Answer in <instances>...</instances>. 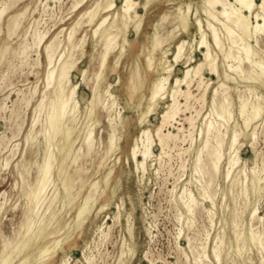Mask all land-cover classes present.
I'll return each instance as SVG.
<instances>
[{
  "label": "bare ground",
  "instance_id": "1",
  "mask_svg": "<svg viewBox=\"0 0 264 264\" xmlns=\"http://www.w3.org/2000/svg\"><path fill=\"white\" fill-rule=\"evenodd\" d=\"M18 1L19 0H9L3 4L0 3V29H3V19L8 17L6 28L9 36L17 32L22 22V17L25 16L26 13V11H23L11 14L13 11L10 10L16 5V2ZM117 1L118 0H95L92 7L87 9L82 14L81 18H79V20L71 27L66 41L61 40L59 37V35L64 31V28L50 40V35L47 36L49 31L40 34V32H37V30H39L37 28V30L35 29L37 33L33 32L35 33L34 45H36L38 48V63H40V55L42 53L43 46L46 57V89L43 93L42 99L35 108V113L41 112L45 107L46 119L40 130L41 134L44 136V142H37L38 138L32 134L34 130L32 129V132L27 136V143L32 145L36 142L39 143L40 151L37 152V155L41 154L42 159L39 157L35 158V160L27 159L25 155L22 160L18 161V167H26L28 165L31 167L32 164H36L37 174L34 182L28 181V185L23 186L21 189V195H23L27 200L26 206L24 207V218L22 219L20 225L21 230L19 231L18 239L14 240L13 242L10 239L5 240L3 250L0 253V264H70V261L73 257L77 258V260H81L82 258L87 264H94L95 255L90 253L92 250V243L94 246H98L101 244L100 242L106 240V238H108L110 235L111 226L107 225V221L101 225H96L97 228L95 230V234L97 235L98 239L93 237L92 241H86L82 250H77L75 246L77 241L76 234L78 232H80L81 235L83 234L85 231V225L92 219L93 212H95V218L97 219L100 213L112 210L115 203L114 198L116 196L117 190L121 187L122 181L121 175H116V165L117 163H121L123 154L126 155L127 164L130 163V159L134 161L135 170L137 173L142 172L141 179H143L146 174L145 172L149 169L148 162L158 159V161H160L163 154L166 155V149L170 148L171 141L175 146H177L178 140L185 141L186 136H189L188 138H190V143L192 146V143L195 139V131H198L202 137H204V139L197 149V156L194 160V170L200 174L201 172L204 175H206V173L209 174V176H207L209 177V180L207 178V181L211 182L213 178L216 179V177H214L216 176L215 174L221 171V161L224 157V153L222 152L224 144L228 142V157L226 162L228 167L225 173V177L228 178L230 177L231 169L242 161L241 147L247 142H252L255 132L257 131V126H253V122L259 119L264 108V93H257V87L264 89V49L259 47L260 37L264 34V0H180L176 7V26L168 33L167 36L163 35L160 29L163 22L169 18L170 13L163 14L161 18L155 22L153 31L147 34L148 42L141 45L137 51L134 52V58L131 62V74L125 85L128 91V96L123 99V102L114 92L116 90L114 89L115 86L121 85L123 82L122 76L120 74L118 75L115 82H109L108 88L104 91V93L102 91V82L106 80L108 70L119 68L123 63L124 58L131 53L132 49L135 47L137 38L143 30L146 14L151 5L157 0H120V5H118L119 2ZM87 2L88 0H74L72 3V9L77 11ZM139 8H142L143 12H141ZM194 9L196 12L194 14L193 21L192 12ZM201 11L207 16V25L204 23V19L201 17ZM85 15H88L89 17L87 25L89 23V25L92 26L91 29L93 30L92 40L94 42V53L92 54V59L95 60L97 58L99 60L100 69L96 73L97 81L95 82L92 89L93 95L90 100H88L84 118L80 123L79 89L81 81H86L88 79L89 69L84 68L82 70L80 74V81H74L75 74L73 75V73L79 69V65L84 60L87 52L88 37L85 35L84 37L78 39L76 35L79 29L77 27L80 26L85 20L83 19L82 21V18ZM44 16H46V14ZM95 25L96 27L94 28ZM194 29H197L195 34L193 32ZM132 31H134L136 34V38L134 39L131 38ZM183 33L187 35L189 39L183 38L177 42L175 46L171 45L169 42L171 38H175L176 36H179ZM197 34H200L199 40L196 37ZM209 36L212 38V40L209 39ZM166 42H169L167 44L168 46H166ZM4 48L5 49L0 52V63L7 52V47ZM59 48H61L60 51ZM197 49L202 52L203 57L193 65V62H195L196 59ZM21 51L24 52L25 49ZM220 53L223 57L221 61L223 67V76L220 72V63L218 61ZM112 56L114 57V64H111ZM25 57H28V55L24 56L23 58ZM143 57L146 59L145 62L143 61ZM180 62L184 63L185 68L178 67ZM30 64L31 63H29V65ZM176 69H178L179 75L176 76L172 82V76ZM208 70L211 75L217 74L216 76L219 77L218 86L213 91L211 110L205 115L202 114V112H204V110L202 111V108L195 109V113L192 112L191 114H188V110L190 111L191 109L195 108V105H192L191 100L195 99L199 93L198 92L197 94H194L192 90L195 80L197 81L198 88H201L202 86L204 87L203 95H201L200 98L202 101H204V103L207 99V92L213 83L212 77L207 79L205 76V71ZM20 71H23V69ZM17 73H15V75ZM238 77L241 78L240 80L246 82V84L243 85L245 87L243 92H249V94H254L256 96L255 101H250L246 93L240 94V114L243 116L246 128V130L241 132L243 138L245 139L243 142L239 141V136L241 133H239L236 128L238 123H236V125L232 128L231 134L229 132V130L231 131V127L228 125V122L232 116V111L230 109L231 102L229 101L230 98L228 99L227 92L231 86H229L228 82L230 80H237ZM219 89L223 90L221 100L220 97H218L220 92ZM36 91L37 88L33 90V95L37 94ZM80 97L84 101L87 100L84 94H82ZM168 97L170 98V103L167 104L166 109L161 113L160 123L157 126L156 131L153 132L150 127L146 126V124L150 122L151 116L159 113L161 102ZM180 97H183L184 101H182ZM121 103H123L122 107ZM21 105L19 108H22ZM28 105L30 104L28 103ZM201 107H203V105ZM101 108L107 112V118L110 123V133L106 144H104L103 139L100 138L101 140L97 142V139L95 138V127L100 123L99 113ZM249 108H251V110ZM126 111L138 112V122L140 126L139 133L133 137V142L129 144L128 150L124 149L123 147V140L125 136H128L130 133V122L129 118L126 117ZM182 112H186L183 117V122L178 121V118ZM201 114L203 121L200 127L198 124V119L201 117ZM26 117H24L25 120ZM215 117H217L219 120H216ZM22 119L20 118L19 120L21 121ZM222 120H225L227 124L225 125L223 122H221ZM38 121L39 116L37 117L35 115L32 128L38 123ZM177 122L178 125H180L176 128L177 132H173L171 130H168L167 132L165 131V127L168 124L174 125V123ZM186 123L189 124L190 128L188 135L184 134V124ZM218 123H220L222 126L225 125V132H223L221 127L217 125ZM21 125H23V122ZM251 128H253L252 131L250 130ZM22 129L23 128H21V130ZM226 137L229 141H227ZM13 141L15 140L13 139ZM211 141H214L215 143L212 145ZM41 145L43 148H41ZM156 146L161 148V154H155L154 147ZM191 146H188V149H183L186 152L191 148ZM254 147H257V145ZM204 151L207 152L206 156H208L207 158L210 161L209 163L212 165L210 166V164H207L210 166L209 169L212 167L210 171L204 169L207 165H204V168L201 165L203 161L202 153ZM177 154L180 155L182 153L177 152ZM257 156L258 155L255 157ZM89 157L93 159L92 168L95 169V174L99 173L102 168L105 169L102 178L97 180H89V169L87 166H85V162ZM180 159L182 160L181 163H183V159L185 158ZM96 160H99L97 164ZM112 160H114V162L109 164V161L111 162ZM5 161L6 165H10V160L7 159ZM178 162L180 163V161ZM170 163L172 165V162ZM150 165H153V163ZM161 165L163 164L161 163ZM182 165H185V161ZM254 165H256V163ZM169 167L171 168V166ZM173 169L171 168L170 170L173 172ZM181 170H179L178 173ZM158 171L159 170L156 172ZM166 171L168 172L169 170ZM6 173H8V171ZM20 175L22 177L23 183H25L26 177L23 174V171H20ZM169 175L172 174L169 173ZM262 175L253 169L251 184L255 189L263 179ZM115 176V184L112 185ZM159 176L160 175H158V177ZM182 176H178V180L181 181V183L185 180H183ZM158 177L156 176V178ZM202 179L204 180V178ZM237 180L238 178L236 176L233 177L232 183H235ZM197 181L200 183V179H197ZM208 182H205V184L201 183L202 191L199 192V198L195 197L193 192L187 187L188 184L193 183L192 177L182 184L183 189L179 194V199L187 213L186 216L188 221H186L188 225H191L193 222L191 216L194 215V211L198 209L197 207H200V204L203 205L204 209H207L209 212V217L213 221L215 214L213 208L216 205V202L213 198V195H211V193L213 194L214 190L210 193V184H208ZM78 183L80 184L79 187H77ZM50 184H52L54 188L51 194L48 195L46 194V190ZM176 184L173 186L174 188L172 187L173 192H176L178 187V184ZM87 185H89L88 191L86 195H82L81 193L83 189L87 188ZM213 186L215 185L212 183V187ZM110 190L111 192L109 193ZM169 192L171 193V191ZM1 195L0 213L6 209V204L8 201L5 192H3ZM170 198L168 199V202ZM206 202H211L212 206L208 207L205 205ZM74 208L77 210L76 217L71 216V212ZM113 212H115V210H113ZM123 215H126L127 231L130 235V241L127 239L123 240L121 251L118 255V264H130V262L137 257L142 260L147 259L148 253H140L137 246L133 212H128L125 208L124 202L122 201L121 203L118 202L116 205L114 218L118 222L122 223ZM177 215H179V218L182 217V215H180V213L178 214V212ZM93 221L95 222V220ZM106 227L108 228L106 229ZM252 227H250V229ZM255 231L250 230L246 240L252 241L256 244H262L259 238L260 236H258V233ZM149 233L152 234L150 230ZM240 235L241 234H237V239L240 237ZM201 236L202 235H200V237ZM214 247V255L219 261H221L222 251L217 245ZM88 250H90V252H87ZM76 251H79V254L81 253L82 257L78 258V254H74ZM172 251L173 250H171V252ZM197 251L199 252V250H196V252ZM105 252L107 251L105 250ZM59 255H61V257L59 261L55 263ZM201 255L202 254H200V256ZM196 259L199 261V258ZM150 263L154 264L153 262Z\"/></svg>",
  "mask_w": 264,
  "mask_h": 264
},
{
  "label": "rangeland",
  "instance_id": "2",
  "mask_svg": "<svg viewBox=\"0 0 264 264\" xmlns=\"http://www.w3.org/2000/svg\"><path fill=\"white\" fill-rule=\"evenodd\" d=\"M8 1L9 0H0V3L3 4L4 2H8ZM50 1L46 0V2H45V0H19L18 2H16V5L10 10V11H13L11 14H13L15 12H23V11L25 12L26 11L25 16L22 17V22H21L17 32L14 33L13 35L9 36L7 28H6L8 17H5L3 19V22H2L3 23V29L2 30L0 29V52L5 49L4 47H7V52H6L5 56L2 58V61L0 63V144H1L0 145V149H1L0 151H2V152H0L1 153L0 154V163L2 165V166L0 165V200L2 197L1 194H3V192L6 193V197L8 199L7 204H6V209L0 213V253L3 250L4 242L6 239H10L13 242L14 240L18 239V237H19V231L21 230V227H20L21 221L24 218V207L26 206V202H27V200L24 198V196L21 195V189L23 186L28 185L27 184L28 181L34 182L36 179V174H37V165L36 164H32L31 167L29 165L26 167H22V166L18 167V165H17L18 161L22 160V158L25 155H26L27 159L35 160V158H37V157L42 159L41 154L37 155V152L40 151L39 143H37V142H39V141L44 142V136L41 134L40 130L42 128V124L45 123L46 110L44 107L41 112L35 113V108L38 105V103L40 102V100L42 99L43 93L46 89L45 88V84H46L45 83L46 57H45V49L43 46L42 53L40 55V61H39L41 64L38 63V58H37L38 57V48L36 45H34L35 44L34 35L37 32L38 33L40 32V34H42V33H45L46 31H49L47 36L50 35V37H49V40H50V39L54 38L60 32V30H62L64 28L65 32L63 31L59 35V37L61 40L66 41L67 37H68V33L71 30V27L79 20V18H81L82 14L87 9L92 7L95 0H88V2L77 11H74L72 9V3L74 0H58V1L52 0L51 2ZM179 1L180 0H157L156 2H154L151 5V7L149 8V10L146 14L143 30H142L141 34L139 35V37L137 38V42L135 44V47L132 49L131 53L128 54L124 58L123 63L121 64V66L119 68H114L112 70H108L107 75H106V80H104L102 82L103 93L108 88L109 82H115L118 75L120 74L122 76L123 82L121 85L115 86L114 89H116V90L115 91L113 90V91L118 95V97H120L122 102H123V99H125V97L128 96V91H127L125 85H126V81L129 79L130 74H131V62H132V59L134 58V52H136L137 49L141 45L148 42L147 41L148 40L147 34H149L150 32L153 31V26H154L155 22H157L163 14L170 13V16H172V17L169 16V18L166 21H164L162 26H161L160 31L163 35L167 36L168 33L176 26L177 22L175 19V15L177 13L176 7L179 4ZM183 1H189V0H183ZM258 1H261V0H258ZM117 2H119L118 5H120L121 1L118 0ZM39 3H40V5H39ZM54 3L56 5V7H55ZM58 3H59V6H58ZM37 9H38V11H37ZM139 9L141 12H143L142 8H139ZM34 11H36V12H34ZM202 11L200 12L201 17L204 19V23L207 25V23H206L207 22V20H206L207 16ZM195 12H196V10L194 9L192 12V20L193 21H194ZM41 13H43V14H41ZM45 14H46V16H44ZM83 19H85V20L83 21ZM57 20H59V21H57ZM88 20H89L88 15H85L82 18V21H83L82 24L77 27L79 29L76 33L78 39L84 37L85 35H86V37H88L87 38V52H86V55L84 57V60L80 63L79 69H77L75 71V73H73V75L75 74L74 81H80L81 80L80 74H81L82 70L84 68L89 69L88 79L86 81H81V85H80V89H79L80 123H81L82 119L84 118L85 109H86L88 100H90V98L93 95L92 89H93L95 82L97 81L96 80V73L100 69L99 60L97 58L95 60L92 59V54L94 53V42L92 40L93 30L91 29L92 26L89 25V23L87 25ZM84 23H86V24H84ZM164 23H166V24H164ZM53 25H55V26H53ZM95 27H96V25L94 26V28ZM37 28L39 30H37ZM35 29L37 30V32ZM196 31H197V29L193 30L194 34L196 33ZM29 32H30V34H29ZM33 32H35V33H33ZM32 33H33V35H32ZM196 37L199 40L200 34H197ZM261 37L259 40V47L264 49V34ZM131 38L132 39L136 38V34L134 31H132V33H131ZM183 38L189 39V37H187V35H185L183 33L179 36H176L175 38H171V40L169 42L171 43V45L175 46L176 43L179 42ZM209 39L212 40V38L210 36H209ZM27 41H29V42H27ZM169 42L165 43L166 46H168L167 44ZM253 43H254V41H253ZM24 49H25L24 52L21 51ZM198 49L196 50V59H195V62H193V65L196 64L203 57L202 52ZM60 50H61V48H59V51ZM216 50H218V49H216ZM59 51H58V53H59ZM27 55H28V57H25L27 59L26 60L23 57L27 56ZM19 59H20V61H19ZM21 59L24 61H22ZM222 59H223V57H222V54L220 53V57H219L218 61L220 63V72L222 73V76H223V67H222V62H221ZM145 60H146L145 57H143L144 62H145ZM21 62H22V64H21ZM29 63H31V64L29 65ZM111 64H114V57L113 56L111 58ZM36 65H38V66H36ZM29 66H31V67H29ZM246 66H247V64H246ZM178 67L185 68L184 63L180 62V65ZM22 69H23V71H20ZM15 73H17V74L15 75ZM153 75H154V73H153ZM178 75H179V72H178V69H176V71L173 73V76H172V82H173L174 78ZM216 75L217 74L211 75L209 70L205 71V76L207 77V79L209 77L213 78V83L211 84V86L207 92V99H206L205 103L200 98L201 95H203L204 87L202 86L201 88H198L197 81L196 80L194 81L193 86H192L193 93L197 94L199 92L198 94L200 96L197 94L196 98L191 100V103L193 106L195 105L194 106L195 108H193L194 110L191 109L190 110L191 112L188 110L187 111L188 114H191L192 112L195 113V109H201V108H202V111L204 110V112H202L203 115L210 112L211 107H212L213 91L218 86V80H219V77ZM207 79H205V80H207ZM240 79L241 78L238 77L237 80H230L228 82L229 86H231V88H229L227 90V92H228V99L229 98L231 99V100L229 99V101L231 102L230 109L232 111V116L228 122V125L231 127V131L229 130L230 134L232 132V128L236 125V123H238L236 128H237L239 133L246 130L243 116L240 114V102H241L240 101V94L246 93V95L248 96L250 101H255V99H256V96L254 94H249V92H243V90L245 89V87L243 85L246 84V82H244L243 80H240ZM10 87H13V88H10ZM36 88H37V91H36L37 94L33 95V93H34L33 90H35ZM257 88H258V90H257L258 94L264 93V89L259 88V87H257ZM28 89H29V91H28ZM198 89H199V91H198ZM219 91H220L219 92L220 96L218 95V97H220V100H221L223 90L219 89ZM24 94H25V96H24ZM82 94H84L86 96L87 100L84 101L81 99L80 96ZM26 95H28V96H26ZM182 98L183 97H180V99L182 101H184V98L183 99ZM22 99H24V100H22ZM218 100H219V98H218ZM28 103L30 105H28ZM168 103H170L169 97L161 102V105L159 107V113L151 116L150 122L148 124H146V126L150 127L153 132L156 131L157 126L159 125L160 120H161V117H160L161 113L163 112V110L166 109V106ZM23 104H24V106H23ZM201 104L203 105V107H201L202 106ZM204 104H205V106H204ZM20 105L22 108H19ZM122 105H123V103H121V107H122ZM196 106H198V107H196ZM3 107H4V109H3ZM203 108H205V109H203ZM249 109L251 110V108H249ZM13 111H15V112H13ZM23 111H25V112H23ZM11 112L13 113V115L15 117L12 115ZM9 113H10V117H9ZM16 113L18 114V116ZM185 113L186 112L181 113V115L178 118V121L183 122V117H184ZM21 114L23 117L21 116ZM125 114H126V117L129 118L130 133L128 136H125V138L123 140V147H124V149L128 150L129 144L133 142V137L139 133L140 126H139V122H138V112L137 111H130V112L126 111ZM202 114H201V117L198 119L199 120L198 124L200 127H201V123L203 121ZM35 115L37 117L39 116V121L32 128V123H33V119H34ZM11 116H12V119H11ZM24 117H26V120ZM157 117H158V119H157ZM20 118L21 119L23 118L22 119L23 121L22 120L20 121L19 120ZM215 118H216V120H219L217 117H215ZM99 119H100V123L98 125H96V127H95V138L97 139V142H99L101 139H103L104 144H106L107 139L109 137V133H110V125H109L110 123H109L108 118H107V112L103 108L100 109ZM15 121H16V123H15ZM9 122H10V124H9ZM22 122H23V125H21ZM221 122H223L225 125L227 124L225 122V120H222ZM253 124H254L253 126H255V125L257 126V128H256L257 131L255 129V131H256L255 135L256 136L254 135V137H253L254 140L252 139V142H247L244 144L245 146L243 145L241 147L242 161L237 164L238 166L236 165L231 169L230 177H228V178L225 177V173H226V170L228 167V165L226 163L227 157H228V154H227L228 142L227 141H229L228 138L226 137L227 143L224 144V147L222 150V152L224 153V157L221 161V171L219 173L215 174L216 176H214V177H216V179L213 178L211 182L207 181V178L209 180V177H207V176H209V174L206 173V175H204L202 172L200 174V173L195 172V170H194V160L197 156V149H198L199 145L201 144L202 140L204 139V137H202V135L198 131H195L196 132L195 135L193 134L195 139L192 143V146L190 143V138H188L189 136H186L185 141L178 140L177 146H175L173 144V142L171 141L170 148L166 149V151H167L166 155L163 154V156H162V158L164 160L161 158L160 161H158L159 160L158 159V160L148 162V164H149L148 168L149 169L145 172L146 174L143 177V179H141L142 172L137 173V171L135 170L134 161L132 159H130V163L127 164L126 163V160H127L126 155L123 154L121 163H117V165H116V175H121L122 181H121V187L117 190L116 196L114 198L115 203L113 205V208L110 211H105V212L100 213L99 216L97 217V219L95 218V212H93L92 219L85 225V231L83 232V234L81 235L80 232H78L76 234L77 241H76L75 246H76L77 250H82L83 247L85 246V242L86 241H92L93 237H96L98 239L97 235L95 234V230L97 228L96 225H98V224L101 225L105 221H107V225L111 226L110 235L108 236V238H106V240H104L103 242H100L101 244H99L98 246H94V244L92 243L91 252H90V250H88L87 252H90V253L95 255L94 264H99V263L100 264H118V255L121 251V246H122L123 240L127 239L130 241V235L127 231L126 215H123V222L122 223L118 222L114 218L117 203L118 202L121 203L123 201L126 210L128 212H131V211L133 212L134 221H135V238H136L138 249H139L140 253L147 252L148 256H149V257L147 256V259H143V260L140 259L139 257H137V258L133 259L130 262V264H151L150 262H153L154 264H187V263L188 264H209V262H210V264H264V162H263V158H264V139H263V137H264V125H263L264 124V108L261 112V116L259 117V119L255 120L253 122ZM217 125L221 127V130L223 132L226 131L225 125L222 126V125H220V123H218ZM177 126H180V125H178V122L174 123V125L168 124L165 127V131L167 132L168 130H171L173 132H177V129H176ZM167 127H169V128H167ZM184 127H185L184 128V134L188 135V132L190 129L189 124L188 123L184 124ZM255 127H253V128H255ZM9 128H11V129H9ZM21 128H23V129L21 130ZM253 128H251L250 130L252 131ZM32 129H34L33 132H32ZM101 129H102V131H101ZM19 131H20V133H19ZM31 132L33 135L37 136V138H38V141L36 143H34L33 145L27 143V136ZM99 135H101V136H99ZM256 137H257V139H256ZM13 139L15 141H13ZM244 140L245 139L243 138V135L241 133V135L239 136V141L243 142ZM18 142H19V146H18ZM181 142H183V143H181ZM214 143H215L214 141H211L212 145ZM2 144H3V147H2ZM258 144H259V147H258ZM182 145H183V147H182ZM256 145H257V147H254ZM188 146L189 147L191 146V148L189 149L190 151L187 150L185 152V150L183 148L188 149L187 148ZM18 147L20 148V151H19ZM13 148H15V149H13ZM41 148H43L42 145H41ZM176 148H177V150H176ZM178 148H180V149H178ZM170 149H171V152H170ZM181 149H182V151H181ZM252 149L254 152L252 151ZM154 151H155V154H161L162 150L159 146H156V147H154ZM177 152L178 153L181 152L182 154L185 155V157L182 154H180V155L177 154ZM253 153H255V154H253ZM202 155H203L202 156L203 161H202L201 165L203 166V168L207 164H210V166H212L211 163H209L210 161L207 158L208 156H206L207 152L204 151L202 153ZM256 155H258V156L255 157ZM168 156H169V158H168ZM173 156H175V157H173ZM180 158H182V159L185 158V159H183V163H181L182 160ZM206 158L208 159V163H207ZM256 158H257V160H256ZM7 159L10 160V163H9L10 165L5 164V162H6L5 160H7ZM11 159H13V160H11ZM171 160H173V161H171ZM178 161H180V163ZM184 161H185V165H182V164H184ZM257 161H258V163H257ZM98 162H99V160H96V164ZM112 162H114V160H112L111 162L109 161V164H112ZM170 162H172V165ZM151 163H153L154 166L150 165ZM161 163L163 165H161ZM255 163H256V165H254ZM92 165H93V159L89 157L85 162V166H87L89 169V171H88L89 180H97V179L102 178L104 175L105 169L102 168V170L99 173L95 174V169L92 168ZM167 165H168V167H167ZM152 166H153V168H152ZM162 166H163V168H162ZM169 166H171L172 169L174 167L175 170L173 169V172H172L170 170L171 168ZM210 166L207 165L206 168H204V169L210 171L212 169V167H211V169H209ZM253 166H254V168H253ZM253 169L256 172H258L260 175L263 174L262 175L263 179L261 180L260 184L257 185L256 189L254 187H252V184H251V177L253 174ZM157 170H159V171L156 172ZM166 170H169L171 172H169V171L167 172ZM179 170H181L180 171L181 173L180 172L178 173ZM7 171H8V173H6ZM20 171H23V174L26 177L25 183H23L22 177L20 175ZM162 173H163V175H162ZM169 173L172 175H169ZM243 173L244 174L246 173V174L244 175ZM155 174H157V175H155ZM158 175H160V176L158 177ZM156 176L158 178H156ZM167 176H170V177H167ZM178 176L179 177L182 176L183 180L184 179L185 180L182 181V183H181V181L178 180V178H179ZM235 176L238 178V180L235 183H232V178ZM191 177L193 179V183L188 184L187 187H188V189H190L193 192L195 197H198V198L200 197L199 192L202 191L201 190V183L205 184V182H208V184H210L209 185L210 193L214 190L213 194L211 193V195H213V198L216 202V205L213 208V211L215 212L214 217H213V221L210 219L209 212L207 211V209H204L203 205L200 204L199 205L200 207H197L198 209H196L193 213L194 215L196 214L195 215L196 217L194 215H192L193 217L191 216V219L193 222L191 223V225L187 224V221H188V218L186 216L187 213L185 211V208L182 205V202L179 199V194L181 193V191L183 189L182 184L184 182L188 181L189 179H191ZM137 178H139V179H137ZM162 178H164V179H162ZM202 178H204V180ZM115 179H116V176L112 182V185L115 184ZM197 179H200V183L198 182L199 180L197 181ZM141 180H143V181H141ZM164 180L166 183L164 182ZM213 180H214V182H213ZM175 181H177V182H175ZM148 183H150V184H148ZM176 183L178 184V187L176 189V192H173L172 189L174 188L173 186H175ZM212 183L215 186L212 187ZM79 185L80 184L78 183L77 187H79ZM53 188H54L53 185L50 184L46 190V194L50 195ZM88 188H89V185H87V188L83 189L81 194L86 195ZM169 191H171L172 194ZM110 192H111V190L109 191V193ZM215 192H216L217 196L215 195ZM169 198H170V200L168 202ZM260 198H262V199H260ZM173 202H174V204H173ZM205 205H207L208 207L212 206L211 202H206ZM113 210H115V212H113ZM177 212H178V214L180 213V215H182V217L180 216L181 218H179V215H177ZM198 213H199V215H198ZM145 214H146V216H145ZM76 215H77V210L74 208L71 212V216L76 217ZM69 216H70V214H69ZM93 220H95V222ZM148 223L151 225H149ZM155 224H156V226H155ZM250 227H252V228L250 229ZM107 228L108 227H106V229ZM175 228H177V229H175ZM196 228H198V229H196ZM149 230L151 231L152 234L149 233ZM179 230L180 231L182 230L181 231L182 233ZM250 230H253V231L256 230L255 232H257L258 236H260L259 238H260L262 244H256V243H253L252 241L246 240L247 235L249 234ZM198 232H199V236H198ZM209 233H210V235H209ZM237 234H241L238 239H237ZM176 235H177V237H176ZM200 235H202V236L200 237ZM150 236H152V237H150ZM173 238H175V239H173ZM188 238L190 239V242H189ZM169 239H170V241H169ZM221 239H222L223 243L221 242ZM192 240H194V241H192ZM173 241H174V243L176 242L175 245H174ZM216 245L222 251L221 252V257H222L221 261H219L216 258V256L214 255V252H213L214 251L213 249L215 248L214 246H216ZM105 250L107 252H105ZM171 250H173V251L171 252ZM196 250H199L200 253L198 251L196 252ZM99 253H100V255H99ZM102 253L104 256L102 255ZM193 253L196 255H194ZM74 254L75 255L78 254V256H77L78 258L82 257L81 253L79 254V251H76ZM159 254H161V255H159ZM162 254H163V256H162ZM200 254H202V255L200 256ZM153 256H154V258H153ZM60 257H61V255H59L57 257L55 263H57L59 261ZM159 257H161V258H159ZM187 257H189V258H187ZM196 258H199V261ZM97 259H98V261H97ZM102 260H103V263H102ZM148 260H150V261H148ZM179 260H181V261H179ZM204 260H206V261H204ZM159 261H161V262H159ZM165 261H166V263H165ZM193 261H194V263H193ZM77 263L78 264H87L83 261L82 258H81V260H77V258L73 257L70 261V264H77Z\"/></svg>",
  "mask_w": 264,
  "mask_h": 264
}]
</instances>
